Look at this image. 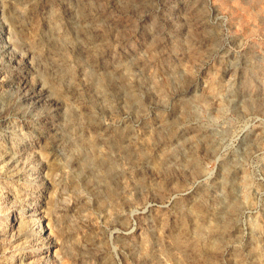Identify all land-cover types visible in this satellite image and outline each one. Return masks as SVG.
Returning a JSON list of instances; mask_svg holds the SVG:
<instances>
[{"label":"rangeland","instance_id":"obj_1","mask_svg":"<svg viewBox=\"0 0 264 264\" xmlns=\"http://www.w3.org/2000/svg\"><path fill=\"white\" fill-rule=\"evenodd\" d=\"M0 264H264V0H0Z\"/></svg>","mask_w":264,"mask_h":264}]
</instances>
